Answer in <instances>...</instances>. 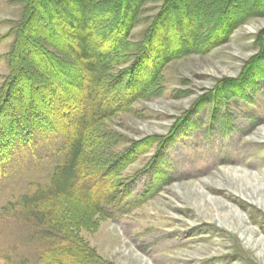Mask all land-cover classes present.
<instances>
[{"label":"rangeland","instance_id":"obj_1","mask_svg":"<svg viewBox=\"0 0 264 264\" xmlns=\"http://www.w3.org/2000/svg\"><path fill=\"white\" fill-rule=\"evenodd\" d=\"M18 1L0 0V85L7 75L3 56L13 41L3 38L20 18ZM247 1L260 9L252 10L258 14L248 15L252 11L244 8ZM161 4L150 0L144 6L132 42L143 41ZM244 5H231L239 19L244 18L225 43L208 53L172 60L144 97L103 123L102 140L93 151L97 155L107 149L125 158L119 163V181L126 185L120 203L105 206L106 217H93L94 228L78 232L102 261L264 264V77L254 75L261 73L264 0H245ZM216 10L208 18L217 36L229 16ZM199 13L194 22L205 25V32L210 29L204 24L206 10ZM170 31L175 39L178 31ZM250 79L252 87H238ZM65 109L45 113L60 123L57 134L70 125ZM9 113H0L5 126H0V145L4 137L17 140L16 119ZM45 119L37 117L41 135L48 137L51 126ZM4 149L0 146L1 157ZM31 153L19 151L16 159L1 166L0 210L30 191L29 184L45 182L54 166L53 157ZM24 231L17 214L0 213V264H6L4 257L14 264L36 258L39 244L26 242ZM61 259L68 264L66 255Z\"/></svg>","mask_w":264,"mask_h":264},{"label":"trees","instance_id":"obj_2","mask_svg":"<svg viewBox=\"0 0 264 264\" xmlns=\"http://www.w3.org/2000/svg\"><path fill=\"white\" fill-rule=\"evenodd\" d=\"M160 1L143 41L138 42L131 41L132 32L150 0L18 1L20 18L3 38L13 41L3 56L7 75L0 85V113L6 117L12 112L8 115L16 119L18 135L13 142L4 137L0 146L6 151L0 155V168L16 159L19 151L31 153L28 150L32 156L41 153L55 162L45 182L29 184L30 191L0 210L1 214H17L25 241L39 244L35 259L18 264H63L61 255H66L68 264H109L78 235L81 229L94 228L93 217H106L105 206L120 203L126 185L119 181V163L125 158L112 156L107 149L106 154L93 151L102 140L103 123L144 97L166 64L217 48L244 18L239 19L238 9L231 5L243 6L245 0ZM220 7L229 17L216 36L208 16L216 9L215 14H221ZM245 7L250 12L260 10L248 1ZM200 9L206 10L204 24L210 26L205 32V25L194 22ZM251 13L248 15L254 11ZM170 29L178 31L175 39ZM175 45L178 48L173 51ZM262 49L258 57L261 73L254 74L258 77H264ZM252 82L238 87L248 89ZM61 106L66 108L70 125L57 134L60 123L53 114L48 117L45 113H56ZM38 115L51 126L48 137L41 135ZM95 135L98 140L92 141ZM50 147H54L53 153H49ZM3 260L14 264L9 257Z\"/></svg>","mask_w":264,"mask_h":264},{"label":"bare ground","instance_id":"obj_3","mask_svg":"<svg viewBox=\"0 0 264 264\" xmlns=\"http://www.w3.org/2000/svg\"><path fill=\"white\" fill-rule=\"evenodd\" d=\"M236 164H237V162H236ZM247 166H249V165H246V167H247ZM250 170H251V168H250Z\"/></svg>","mask_w":264,"mask_h":264}]
</instances>
